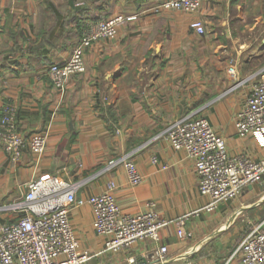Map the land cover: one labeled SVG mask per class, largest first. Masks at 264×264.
<instances>
[{
    "label": "crops",
    "instance_id": "0c3cea01",
    "mask_svg": "<svg viewBox=\"0 0 264 264\" xmlns=\"http://www.w3.org/2000/svg\"><path fill=\"white\" fill-rule=\"evenodd\" d=\"M162 2L0 0V115L5 105H13L23 133L49 128L40 160L27 149L12 162L0 144V222L14 218L15 212L4 208L24 196L27 182L48 175L79 182L78 197L104 191L113 181L125 213L155 201L161 217L170 220L158 244L143 240L110 252L94 227L92 207H76L70 219L78 251L90 253L80 264H162L159 245L168 246L167 264L191 259L225 264L241 230L259 223L264 229V180L180 223L208 197L198 189L194 161L165 137L173 120L205 116L230 153L264 156V145L254 136H239L234 125L251 85L264 78V0H202L192 13L151 9ZM143 10L116 36L86 50L87 69L69 78L60 102L46 70L68 58L83 16L102 19ZM195 19L204 23L205 33L191 27ZM231 64L238 70L236 82L228 73ZM122 156L136 162L143 176L138 185L129 182L123 163L110 164ZM229 264H243L241 256Z\"/></svg>",
    "mask_w": 264,
    "mask_h": 264
},
{
    "label": "built area",
    "instance_id": "2783aa9c",
    "mask_svg": "<svg viewBox=\"0 0 264 264\" xmlns=\"http://www.w3.org/2000/svg\"><path fill=\"white\" fill-rule=\"evenodd\" d=\"M83 4L78 1L77 5ZM202 0H164L151 8L176 9L184 12L200 10ZM118 13L109 18L91 19L83 16L81 35L72 46L63 63H51L46 72L63 101L69 78L87 69L86 50L100 39L116 36L120 26L138 19L141 13ZM191 27L198 33H205V25L195 19ZM228 73L238 81V70L231 64ZM234 125L239 136H254L264 145V78L255 81L242 106L236 111ZM174 149H182L194 161L198 176V189L208 197L199 208L185 213L179 222L192 214L216 210L223 202L236 198L249 185L264 178V156L255 158L247 153H230L226 139L217 133L205 116L189 114L173 120L165 132ZM49 128L23 133L17 124L16 108L5 105L0 115V144L12 162L21 159L29 149L40 160L45 153ZM153 161H157L154 156ZM123 163L129 182L138 185L143 176L136 162L128 156L111 160L110 164ZM27 190L21 199L5 206L12 209V220L0 222V264H80L90 253L78 251L79 240L71 222V211L89 204L94 213L93 224L99 235L105 237V249L118 252L134 244L151 240L159 243L162 230L170 220L162 218L157 203L137 213H125L120 207L115 182L110 181L104 191L86 197H78L79 182L66 181L56 175L32 179L26 184ZM156 252L162 264H167V245L157 246ZM241 256L243 264H264L263 224L254 225L237 244L234 253L227 259L229 264L234 256ZM184 264H199L188 260Z\"/></svg>",
    "mask_w": 264,
    "mask_h": 264
},
{
    "label": "rangeland",
    "instance_id": "374dc122",
    "mask_svg": "<svg viewBox=\"0 0 264 264\" xmlns=\"http://www.w3.org/2000/svg\"><path fill=\"white\" fill-rule=\"evenodd\" d=\"M209 120V119H208ZM262 180H264V178L262 179ZM260 182V181H259ZM244 230H245V228L243 229V230H241L240 231V234H239V239L237 240V242H239L241 239H243L244 238V235H245V233H246V231L244 232Z\"/></svg>",
    "mask_w": 264,
    "mask_h": 264
},
{
    "label": "trees",
    "instance_id": "16d2710c",
    "mask_svg": "<svg viewBox=\"0 0 264 264\" xmlns=\"http://www.w3.org/2000/svg\"><path fill=\"white\" fill-rule=\"evenodd\" d=\"M83 11H84V9H83ZM83 11H82V12H83ZM97 19H99V18H97ZM111 114L114 116L113 113H111ZM10 220H11V219H10ZM10 220H8V221H10ZM249 230H250V229H249ZM249 230H248V231H249ZM248 231H247V232H248ZM247 232H246V233H247ZM246 233H245V235H246ZM245 235H244V236H245ZM241 240H242V239H241ZM241 240H240V241H241ZM240 241H239V242H240Z\"/></svg>",
    "mask_w": 264,
    "mask_h": 264
}]
</instances>
